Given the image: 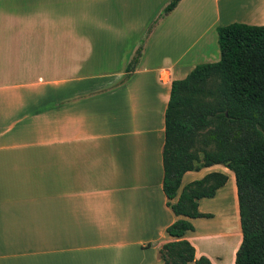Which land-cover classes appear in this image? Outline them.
<instances>
[{"label":"crops","instance_id":"1","mask_svg":"<svg viewBox=\"0 0 264 264\" xmlns=\"http://www.w3.org/2000/svg\"><path fill=\"white\" fill-rule=\"evenodd\" d=\"M167 1L0 0V264H164L171 83L219 58L217 26L264 24V0H213L211 18L180 0L127 72L142 29L125 22Z\"/></svg>","mask_w":264,"mask_h":264},{"label":"trees","instance_id":"2","mask_svg":"<svg viewBox=\"0 0 264 264\" xmlns=\"http://www.w3.org/2000/svg\"><path fill=\"white\" fill-rule=\"evenodd\" d=\"M179 1L169 0L163 12ZM217 43L219 59L198 63L171 83L162 189L178 218L166 228L173 239L160 249L164 264H212L206 255L196 258L185 233L194 230L191 219L210 216L199 210V201L214 197L228 176L210 171L178 189L186 171L215 164L232 171L236 186L241 242L234 264H264V24L219 25ZM140 56L141 47L127 72Z\"/></svg>","mask_w":264,"mask_h":264},{"label":"rangeland","instance_id":"3","mask_svg":"<svg viewBox=\"0 0 264 264\" xmlns=\"http://www.w3.org/2000/svg\"><path fill=\"white\" fill-rule=\"evenodd\" d=\"M167 2L153 4L155 10L152 15H149V21L125 22L130 25L128 28L129 30L135 31L139 26V29H142L138 37L129 36L126 38L127 47L128 45L131 46L136 39L138 41V48L145 45L149 33L165 18L163 8ZM193 2L200 10L202 7H205L206 14L211 18L214 7L213 0H194ZM115 23L119 28L123 27L122 22ZM133 33H131V35ZM213 54L214 57H219L218 45ZM211 57L212 55L209 58L211 59L209 60L210 62L216 61L215 58ZM212 170L225 172L228 179L226 183L216 191L214 197L204 198L201 201V209L203 212L209 213L210 216L196 218L194 221V230L188 233L187 238L190 242L194 239L195 245L199 250L198 253H200V255H206L208 258L210 257L209 259L212 264H234L235 253L241 242V229L234 176L232 171L220 164H217ZM228 223H235L231 230L223 228V226H225V224L228 225ZM192 264L195 263L192 262Z\"/></svg>","mask_w":264,"mask_h":264},{"label":"bare ground","instance_id":"4","mask_svg":"<svg viewBox=\"0 0 264 264\" xmlns=\"http://www.w3.org/2000/svg\"><path fill=\"white\" fill-rule=\"evenodd\" d=\"M234 225H235V223H231V224L228 223V225L225 224V226H223V228H225V229H230V230H231V229L233 228Z\"/></svg>","mask_w":264,"mask_h":264}]
</instances>
